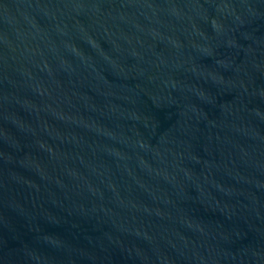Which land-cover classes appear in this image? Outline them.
<instances>
[{
    "label": "water",
    "instance_id": "obj_1",
    "mask_svg": "<svg viewBox=\"0 0 264 264\" xmlns=\"http://www.w3.org/2000/svg\"><path fill=\"white\" fill-rule=\"evenodd\" d=\"M0 264H264V0H0Z\"/></svg>",
    "mask_w": 264,
    "mask_h": 264
}]
</instances>
